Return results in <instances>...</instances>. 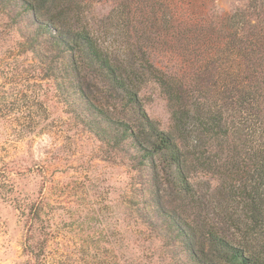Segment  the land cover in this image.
<instances>
[{
    "label": "trees",
    "instance_id": "16d2710c",
    "mask_svg": "<svg viewBox=\"0 0 264 264\" xmlns=\"http://www.w3.org/2000/svg\"><path fill=\"white\" fill-rule=\"evenodd\" d=\"M94 1L0 0V16L26 19L19 45L43 79L75 81L98 139L148 172L139 216L176 264H264V0L219 15L212 0H117L92 27ZM109 24L122 41L106 40ZM146 82L165 96L167 132L141 104Z\"/></svg>",
    "mask_w": 264,
    "mask_h": 264
},
{
    "label": "rangeland",
    "instance_id": "374dc122",
    "mask_svg": "<svg viewBox=\"0 0 264 264\" xmlns=\"http://www.w3.org/2000/svg\"><path fill=\"white\" fill-rule=\"evenodd\" d=\"M116 1L89 5L92 27ZM247 1L212 0L208 10L230 13ZM26 24L0 16V264H176L161 231L139 216L151 199L148 172L128 165L116 139H98L75 81L43 79L45 69L19 45ZM114 25L106 40L122 41ZM138 96L167 132L169 110L157 85L146 82ZM112 116L114 124L121 118Z\"/></svg>",
    "mask_w": 264,
    "mask_h": 264
}]
</instances>
